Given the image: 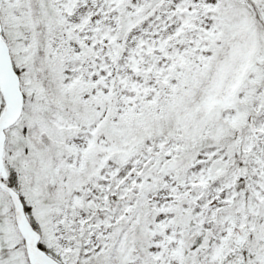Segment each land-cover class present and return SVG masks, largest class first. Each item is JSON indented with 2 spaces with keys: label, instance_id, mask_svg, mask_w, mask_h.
<instances>
[{
  "label": "snow or ice",
  "instance_id": "6c2138e0",
  "mask_svg": "<svg viewBox=\"0 0 264 264\" xmlns=\"http://www.w3.org/2000/svg\"><path fill=\"white\" fill-rule=\"evenodd\" d=\"M0 264H264V0H0Z\"/></svg>",
  "mask_w": 264,
  "mask_h": 264
}]
</instances>
